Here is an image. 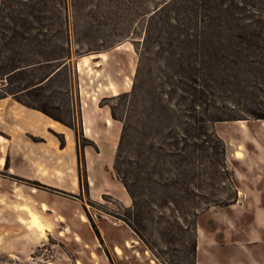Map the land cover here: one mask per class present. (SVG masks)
<instances>
[{"label":"rangeland","instance_id":"374dc122","mask_svg":"<svg viewBox=\"0 0 264 264\" xmlns=\"http://www.w3.org/2000/svg\"><path fill=\"white\" fill-rule=\"evenodd\" d=\"M65 1L69 16L68 34L60 32L58 36L62 42L66 41L65 46L70 50L66 66L43 90L19 93L18 97L32 105L45 107L62 118L66 122L63 124L76 134L79 158L85 157L86 147L91 149L89 166L93 192L90 193L85 186L87 174L82 173L80 191L61 190L52 199L45 198L56 210L51 214L53 211L47 210V203L43 202L48 206L45 209L43 203L41 207L28 196L32 187L48 188L23 182L21 192L17 193L15 185L5 179L6 175L1 176L0 264H194L197 250L196 253L193 250L196 240L198 245L200 228H203L202 244L214 251L213 264H228L220 251L222 247H226L230 252L227 255L233 258L238 246L247 250L249 245L245 238L243 243L237 241L246 236L245 228L250 221L249 204L241 210L226 208L229 205H211L210 211L189 216L178 213L172 201L163 198L167 185L179 177L172 164L178 158L170 155L167 144L172 138L163 132L167 122H156L157 118L152 115L150 92L158 88L172 98L177 67L169 42L186 37L155 30L158 18H150L147 12L165 0ZM46 33L50 36V32ZM43 37L40 35L37 39ZM145 38L152 41L151 50H146ZM207 40L212 47H220L218 36H210ZM251 43L249 46L240 43L237 49L234 103L229 101L230 92L222 91L214 82L210 85L212 90L215 89L213 102L218 107L212 109L246 118L239 119L243 125L245 120L264 124V119L250 116L251 111L264 113V36ZM242 46L251 51L248 53ZM221 57H224L221 51L210 57L212 64L220 66ZM48 70L43 65L28 73L41 76ZM134 82L141 93L137 108L130 96L116 97L131 92ZM111 107L118 117L130 120L137 129L138 135L128 132L123 141L120 158L123 166H134L132 157L138 150L142 169L155 171L154 202L148 199L150 204L141 208H134L132 198L114 169L123 122L113 119ZM235 121L238 120L214 123L215 131L227 148L229 173L225 174L226 177H232L230 173L234 166H240L231 155L234 137L239 135ZM225 137L230 138L229 145ZM100 144L103 154L97 153L101 152ZM152 144L156 149L153 150ZM160 144L164 148H157ZM211 144H217L215 137ZM197 155L200 156L197 157L198 164L203 162V166L198 170L199 179L190 186L191 201L184 204L207 206V203L231 199L237 191L234 179H226L227 183H224L212 168L213 162L217 164L223 155L211 148L199 150ZM167 168L172 171L169 173ZM26 207L38 213L50 225V230L42 234L31 228ZM93 225L102 239L97 236ZM230 261L231 264H264V261L255 263L249 259L236 263Z\"/></svg>","mask_w":264,"mask_h":264},{"label":"trees","instance_id":"16d2710c","mask_svg":"<svg viewBox=\"0 0 264 264\" xmlns=\"http://www.w3.org/2000/svg\"><path fill=\"white\" fill-rule=\"evenodd\" d=\"M67 10L65 0H0V99L12 96L24 105L41 110L64 124L66 122L59 116L45 107L25 102L18 94L43 90L66 66L70 50L65 46L66 41L62 42L59 39L58 33L68 34ZM147 13L150 14V18H158L154 25L157 32L169 31L177 36H186L184 39L176 38L169 42L177 67L173 76L172 98L158 88L150 92L152 115L157 118L156 122L162 120L167 122L163 132L172 138V142L167 144L170 155L178 158L172 161V164L178 170L179 177L167 185L163 198L170 199L178 213L189 216H198L211 205L233 204L238 199L237 191L231 199L207 203V206L193 203L186 206L184 203L191 201L190 186L199 179L198 170L203 166V162L198 164L199 150L208 151L211 148L217 154L223 155V159L217 160V164L213 162L212 168L220 174L224 183H227L226 179L229 181L234 179V171L230 173L233 174L232 177L225 176L229 173L227 148L215 131L214 123L246 118L214 111L212 107L218 108L213 102L216 93L210 85L214 82L222 91L230 92L229 101L234 103L232 93L237 79L235 66L237 49L240 43L249 46L255 39L264 36V0H165ZM45 31L50 32V36ZM30 35L36 38L32 40ZM40 35L44 37L37 39ZM213 35L220 39L219 48L212 47L210 40H207ZM144 45L146 50L152 49V41L149 38L144 39ZM242 48L248 53L251 51L245 46ZM220 51L224 57H221V65L216 66L212 64L210 57ZM43 65L49 69L43 75L35 76L28 73ZM126 96L131 97L134 107L137 108L141 93L135 82L131 92L118 94L116 97ZM111 114L113 119L123 122L114 169L117 178L132 198L134 208H141L144 204H150L149 200L154 202L156 194L152 189L155 171L142 169L139 165L138 150L132 157L134 166L132 168L123 166L120 159L123 141L128 132L138 135L137 129L130 120L118 117L113 107ZM250 116L264 119V113L258 111H251ZM214 137L217 144H211ZM64 143L62 139V144ZM157 146L159 149L164 148L161 144ZM151 147L153 150L156 149L154 144ZM79 164L82 178L83 174L84 176L87 174L85 157L79 158ZM167 169L169 173L172 171L170 168ZM85 186L88 188L87 180ZM93 226L97 236L102 239L97 227ZM196 250L197 240L194 244V253Z\"/></svg>","mask_w":264,"mask_h":264},{"label":"crops","instance_id":"0c3cea01","mask_svg":"<svg viewBox=\"0 0 264 264\" xmlns=\"http://www.w3.org/2000/svg\"><path fill=\"white\" fill-rule=\"evenodd\" d=\"M250 121L245 120L244 125L240 120L235 121L239 135L234 137L235 146L231 155L240 165L233 168L238 199L236 203L226 207L241 210L249 204L250 221L245 228L246 236L237 240L243 243L245 238L249 245L246 246L247 250L238 246L233 258L232 255H227L230 253L227 248L222 247L220 251L228 264H231V259L234 263L247 259L255 263L264 261V124ZM217 128L220 134L218 125ZM224 139L229 145L230 138ZM100 147L101 152L97 153L103 154L101 144ZM239 152L243 155L238 156ZM89 153L92 151L86 147V178L88 189L92 193ZM3 175H6L5 179L10 184L15 185L17 193L21 192L23 182L39 183L48 188L44 190L32 187L28 196L39 202L41 207L43 202L47 203V210L54 214L55 208L45 198L52 199L61 190L71 193L81 190L78 144L74 130L12 96L1 98L0 178ZM202 230L203 228L198 229L196 264H213L211 257L214 251L202 244Z\"/></svg>","mask_w":264,"mask_h":264},{"label":"bare ground","instance_id":"6f19581e","mask_svg":"<svg viewBox=\"0 0 264 264\" xmlns=\"http://www.w3.org/2000/svg\"><path fill=\"white\" fill-rule=\"evenodd\" d=\"M242 122V121H241ZM4 140V139H3ZM43 208L47 209V204L43 203ZM27 213L29 215V226L31 228L39 230L42 234H45L48 230H50V225L43 221L41 217L30 207H26ZM120 251V248H117Z\"/></svg>","mask_w":264,"mask_h":264}]
</instances>
